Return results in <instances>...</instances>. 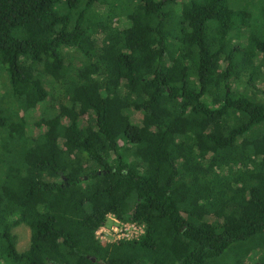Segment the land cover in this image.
<instances>
[{"label":"trees","instance_id":"16d2710c","mask_svg":"<svg viewBox=\"0 0 264 264\" xmlns=\"http://www.w3.org/2000/svg\"><path fill=\"white\" fill-rule=\"evenodd\" d=\"M0 58V264H264V0H0Z\"/></svg>","mask_w":264,"mask_h":264},{"label":"built area","instance_id":"2783aa9c","mask_svg":"<svg viewBox=\"0 0 264 264\" xmlns=\"http://www.w3.org/2000/svg\"><path fill=\"white\" fill-rule=\"evenodd\" d=\"M144 234L145 226L134 222H123L109 215L107 223L96 232V238L103 244L111 245L138 240Z\"/></svg>","mask_w":264,"mask_h":264},{"label":"rangeland","instance_id":"374dc122","mask_svg":"<svg viewBox=\"0 0 264 264\" xmlns=\"http://www.w3.org/2000/svg\"><path fill=\"white\" fill-rule=\"evenodd\" d=\"M250 19V17H249ZM1 59V58H0ZM1 62V60H0ZM6 67H3L0 63V79L3 77V73L5 71ZM2 80V79H1ZM10 87V86H9ZM6 93V85H2L0 83V100L2 101L4 99L3 96H5ZM3 94V95H2ZM6 103V101H4ZM42 109L39 108L36 111L32 112L30 115L27 116V123L23 126L21 129L20 135L22 137H33L37 136L39 134V129L36 127V123L40 118ZM14 233L18 237V250L20 252L26 251L30 247V241H31V229L26 226L22 225L14 230Z\"/></svg>","mask_w":264,"mask_h":264}]
</instances>
